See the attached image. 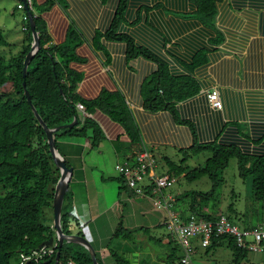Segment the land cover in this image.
I'll return each instance as SVG.
<instances>
[{"label": "trees", "instance_id": "trees-1", "mask_svg": "<svg viewBox=\"0 0 264 264\" xmlns=\"http://www.w3.org/2000/svg\"><path fill=\"white\" fill-rule=\"evenodd\" d=\"M127 1H118L117 15L107 32V38L125 41L129 59L147 57L156 64L157 70L141 88L144 107L151 112L167 110L172 113L175 122L188 125L192 130V146L180 150L185 155L184 159L176 163L169 157L163 158L169 168V175L183 176L188 181L208 175L213 183L212 190L208 193L184 191L176 196L175 209L179 208L177 211L181 219L186 221L189 216H196L206 221L218 220L220 215L211 213V199L216 196V190L222 182L221 174L227 169L232 158H237L242 177H252V191L255 198L264 200V125L256 124L250 134H244L238 124L222 122L220 111L213 109L210 103L216 115L215 127L210 125L208 129L207 126L199 124V129L192 121L182 120L176 106L200 93L201 87L192 73L208 64V50L197 51L191 61L185 63L190 74H176L177 72H174L168 63L147 49L135 45L130 36L117 33V27L124 20ZM193 1L197 6L198 18L204 24L213 26L218 4L224 0ZM62 2L63 0H34V11L37 14L34 18L35 29L40 38L41 48L32 58L25 77H23L24 62L33 45L30 24L23 45L15 55L8 57L7 54L0 52V87L7 84L12 86L11 92L0 93V184L2 186L0 188L3 190L0 193V264H11L13 255H18L19 258L21 254L29 255L38 249L39 245L55 236L54 229L43 220V208L52 206L61 173L54 163L46 131L35 116L32 106L49 129L61 128L54 132L53 140L68 167L72 166L67 156L61 152V139L89 138L94 149L105 138L95 120L87 117L83 121L80 119L77 110L79 103L85 107L88 114L101 112L111 121L121 124L132 144L141 145L138 128L131 118L125 99L119 92L103 90L97 97L85 99L77 91L84 77V74L78 70L87 64V59L78 51L83 44L79 31L74 25L69 26L61 12L55 8ZM48 19H52L56 24L54 33L57 37L56 43L52 41L54 38L49 31ZM1 34L0 31V49L9 47ZM95 34L93 44L101 48L102 34L99 32ZM221 40V38L215 39L213 45L218 46ZM25 91L28 92L31 103L28 102ZM204 102L206 108L199 109L201 113L210 110L207 106L208 95ZM75 119L76 125L70 128L69 125ZM203 151L211 154L204 164L194 169L185 165L187 157L198 155ZM117 181L120 189H125L136 196L128 188L122 176ZM73 197L74 191L70 182L62 208V231L65 235L84 237L79 228L78 218L72 213ZM228 218L232 221L230 217ZM251 228L254 227L246 229ZM132 234L133 231L124 229L120 224L109 245L115 239L131 238ZM171 237L176 239L178 245L177 238L174 235ZM223 244L232 251V264H243L247 261L248 250L239 248L232 237H213L206 250L209 251ZM94 249L98 264H103L95 247ZM59 251V264L71 262L93 264L90 252L78 244L65 243L61 249L57 248V253ZM171 251L168 262L181 264L182 256L176 257L175 249ZM110 253L117 263L129 264L113 250H110ZM55 258L31 261L30 264H42L48 260H52L50 264H54ZM20 264H23L22 261Z\"/></svg>", "mask_w": 264, "mask_h": 264}, {"label": "crops", "instance_id": "crops-1", "mask_svg": "<svg viewBox=\"0 0 264 264\" xmlns=\"http://www.w3.org/2000/svg\"><path fill=\"white\" fill-rule=\"evenodd\" d=\"M118 1L63 0L55 8L61 12L69 26L76 27L83 39L78 51L87 59V64L78 70L84 74L78 86L79 94L85 99H93L103 90L119 92L125 99L141 137V145H133L121 124L111 121L101 112L91 115L81 111L78 112L80 119L83 121L87 117L95 120L105 138L94 149L89 138H64L60 142L61 152L69 160L82 159L84 155L95 153V160H102L101 164H97L101 165L104 174V169L112 162L110 157H115L119 162L115 170L120 175L118 167L125 161L132 162L135 154L143 147L150 149L153 156L157 151L168 148L180 152L192 146L193 135L188 125L175 122L171 112H151L144 107L141 88L157 70V66L147 57L129 59L125 41L107 38V32L117 15ZM196 12L197 6L193 0H128L124 20L117 27V33L130 36L135 45L168 63L176 74H190L185 63H189L197 51L207 49L208 64L192 73L201 87L200 93L176 106L181 119L192 121L198 127L199 124L208 129L210 125L215 127L216 115L209 102V112L201 113L199 109L206 108L204 99L217 88L223 103V108L218 110L221 121L226 124L236 123L240 127L244 125L245 131L250 134L254 125H264V0H224L218 4L213 26L204 24ZM48 23L54 38L52 41L56 43V24L52 19H48ZM98 32L102 34L99 37L101 48L93 44L95 33ZM217 38L222 40L218 46H214L213 42ZM79 164L76 171L72 166L74 174L71 185L74 191L73 208L78 213V216L75 215L83 232L81 222L85 215H89L91 218L88 219L95 223L113 212L120 201L102 204L97 181L100 182L99 178L103 181L104 174L96 175L93 166L82 160ZM120 190L119 184V194ZM134 205L136 208L131 210L132 217L145 213L137 210V207L141 208L140 203ZM143 218L150 227H157V224L164 226L166 221H159L155 215H145ZM131 226L128 227L131 230L141 227L135 224ZM144 231L148 229L143 228ZM115 232H112L111 238ZM115 240L117 243L114 246L117 248L128 246L127 241ZM140 242L144 243L142 240ZM96 250L103 264H119L106 247ZM110 257L113 262H109ZM141 257L143 261L137 257L140 264L145 263V259L147 264H166L165 258L157 259L155 255Z\"/></svg>", "mask_w": 264, "mask_h": 264}, {"label": "rangeland", "instance_id": "rangeland-1", "mask_svg": "<svg viewBox=\"0 0 264 264\" xmlns=\"http://www.w3.org/2000/svg\"><path fill=\"white\" fill-rule=\"evenodd\" d=\"M18 0H0V31L4 37L6 43L9 47L0 49V52L10 55H15L23 45V41L26 38L27 31L23 30L24 21L23 14L24 11L18 9ZM34 17V16H33ZM30 24V20H29ZM28 24V25H29ZM11 47V48H10ZM12 53H8L11 52ZM12 87L10 84H7L3 87H0V93L2 92H11ZM242 133L247 134L245 131V126L241 125ZM210 152L203 151L195 156L187 157L185 165L189 168L194 169L198 166L204 164ZM167 156L176 163H179L182 159L185 158L184 153L174 150L173 148L162 149L157 151L154 154L156 160L155 170L159 176L169 175V168L165 163L163 157ZM79 160V161H77ZM80 160L83 163L93 166L94 173L98 176L104 174L102 172L101 165L97 163H102V160L99 161L97 158L95 160V153L89 154L88 156L84 155L82 159H73L70 160L71 166L75 168V171L80 167ZM112 161V162H111ZM118 160L115 157H110V166L107 169H104L105 174L102 176L104 180L98 183L97 181V190L100 195L101 203L112 204L115 201H120L116 208L113 209V212L107 216H103L98 219L95 223H91L92 219L89 215H85L82 219L83 224V235L87 241L91 243V246H94L98 250L104 247L107 248L108 252L113 250L118 253L120 257L127 261L129 264H140L137 260L142 257L149 258V254L155 255L158 259L159 257L165 258L166 264L168 262V257L166 255H171V249L176 250V257L182 256L181 248L177 245L176 239L172 235H169V231L166 227L158 226L150 227L146 220L143 218L145 215L156 216L159 221H164L166 219V214L163 211L157 210L153 206V202L149 196L142 198L138 196H133L132 193L129 195L125 189H121L119 194V184L117 179L121 176L116 172L115 168L117 166ZM79 162V163H78ZM122 163V162H121ZM120 163V164H121ZM111 178V179H109ZM177 183L174 188L171 189L176 195L182 194L190 191H197L201 193H208L212 190L213 183L210 180L208 175H203L199 179L188 181L183 176L177 177ZM222 182L217 188L216 196L211 199V213L216 214V216L225 215L232 219V221L240 228L241 230L250 227H257L260 224L264 223V200H257L254 196L252 177H242L238 168L237 158H232L229 162L227 169L221 174ZM0 187L2 188L1 184ZM0 188V193L3 190ZM76 191V190H75ZM150 200L152 203H150ZM135 203H140V207H137V210L144 211V214H135L131 216V210L136 208ZM123 209L125 211L123 212ZM177 210L179 208L177 207ZM178 212V211H177ZM72 213L78 216V213L74 210ZM219 216V217H220ZM123 218V219H120ZM43 220L44 222L52 227L54 224V210L52 206H47L43 208ZM128 220H130L128 222ZM120 221H122L123 228L131 230L128 227L132 228L131 224L136 226H141L140 228L132 229L133 234L131 238L120 239V241H127V247H115L117 243L116 240L109 245L111 240V234L119 227ZM90 222V224H88ZM120 222V223H119ZM87 223L88 225H84ZM91 224H96L91 225ZM119 224V225H118ZM259 224V225H258ZM257 225V226H256ZM143 228L148 229V231L143 232ZM142 230V231H141ZM171 238H170V237ZM144 241V243L140 241ZM159 240L161 242H159ZM252 241L251 238L248 239ZM199 241H195L192 244L194 245L196 252L193 255L194 264H232V251L228 248L226 244L217 246L207 251L203 248ZM177 247V248H176ZM165 253H167L165 255ZM110 255H107L109 257ZM139 258L137 259V257ZM135 257V259H133ZM114 260L110 257L109 262ZM21 260L18 255H13L11 258V264H20ZM148 262L145 259V263ZM159 263V262H157ZM243 264H264V252H254L248 250V258Z\"/></svg>", "mask_w": 264, "mask_h": 264}, {"label": "built area", "instance_id": "built-area-1", "mask_svg": "<svg viewBox=\"0 0 264 264\" xmlns=\"http://www.w3.org/2000/svg\"><path fill=\"white\" fill-rule=\"evenodd\" d=\"M37 17L34 11V0H25L18 4V9L23 10V30H28L29 15L25 10ZM51 44V43H50ZM209 103L215 110H221L223 103L220 92L214 88L208 93ZM79 112L85 111L82 104H77ZM156 160L147 147H143L133 157V161H127L118 167L120 175L124 178L126 185L138 197L149 196L157 210L166 213L164 223L170 234L178 240V245L182 251L181 264H194L193 255L196 252L195 241H199L203 248L210 246L213 237H232L239 248L254 252H264V223L251 229L241 230L229 220L225 215H221L217 221H206L198 219L196 216H189L183 221L175 209L176 194L171 191L177 183V177L167 175L159 176L155 170ZM251 238L252 241L248 239ZM58 242L55 240L52 246H44L32 251L29 255L21 254L20 259L24 264L26 261H44L55 258Z\"/></svg>", "mask_w": 264, "mask_h": 264}, {"label": "water", "instance_id": "water-1", "mask_svg": "<svg viewBox=\"0 0 264 264\" xmlns=\"http://www.w3.org/2000/svg\"><path fill=\"white\" fill-rule=\"evenodd\" d=\"M25 3V0H21ZM25 10L27 11L29 18H30V28L33 35V45L31 48V51L28 53L25 62H24V68H23V77H25L27 69L29 67V64L32 60V58L38 53V51L41 48L40 45V38L37 34V31L35 29V21L34 17L31 12L28 11V8L25 7ZM25 86V83L23 85V88ZM25 94L27 96L28 102L31 103V99L29 97V94L27 91H25ZM32 109L35 113V116L39 120V122L43 125L46 134H47V140L48 144L50 146V150L54 159L55 165L60 169L61 178L56 186L54 200H53V210H54V224L53 229L55 231V236L51 237L48 241L44 242L42 245L38 246V249L44 247V246H52L54 241L56 240L58 242V247L61 249L65 243H72V244H78V246H82L85 249H87L92 257L93 264H98V260L96 258V252L93 246H91V243L87 241L85 238L77 235H65L62 231L61 227V215H62V208H63V202L64 197L69 189V184L73 178L74 170L72 167H68L66 165L65 159L62 157V155L59 153L55 140L54 139V132H56L59 127L56 129H49L47 125L43 122L40 115L37 113L34 106H32ZM77 120L75 119L69 126L73 127L76 125ZM60 262V251L57 253L56 258L54 260V264H59ZM31 261H26L24 264H30ZM52 263V260H48L46 262H42V264H50Z\"/></svg>", "mask_w": 264, "mask_h": 264}, {"label": "bare ground", "instance_id": "bare-ground-1", "mask_svg": "<svg viewBox=\"0 0 264 264\" xmlns=\"http://www.w3.org/2000/svg\"><path fill=\"white\" fill-rule=\"evenodd\" d=\"M70 128H71V127H70ZM60 129H61V128H60ZM142 147H143V146H142ZM125 162H126V161H125ZM125 162H124V163H125ZM163 176H164V175H163ZM54 195H55V194H54ZM230 221H231V220H230ZM232 222H233V221H232ZM233 240H234V239H233Z\"/></svg>", "mask_w": 264, "mask_h": 264}]
</instances>
